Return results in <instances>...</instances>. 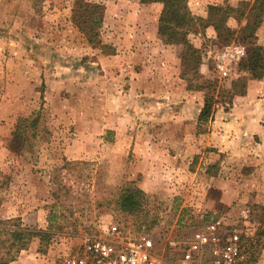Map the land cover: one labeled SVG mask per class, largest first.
Segmentation results:
<instances>
[{
	"label": "rangeland",
	"instance_id": "rangeland-1",
	"mask_svg": "<svg viewBox=\"0 0 264 264\" xmlns=\"http://www.w3.org/2000/svg\"><path fill=\"white\" fill-rule=\"evenodd\" d=\"M84 1L103 8L97 33L105 48L90 46L72 22L74 0H0V258H9L2 231L34 234L8 264H65L84 236L103 237L115 225L127 237L149 238L157 256L173 261L194 232L221 217L241 238L239 264H264V139L243 134L229 116L244 100L260 99L264 78L247 79L246 95L227 103L222 92L247 74L240 67L237 79L221 80L215 32L187 34L201 57L189 79L215 87L213 118L198 134L204 92L188 90L182 77L190 72L185 46L158 33L162 5ZM187 2L205 18L209 5L244 9L253 0ZM244 24L227 21L235 31ZM233 41L264 48V22ZM19 122L27 139L37 124L31 151L15 133ZM129 183L146 194V215L156 219L150 229L105 202Z\"/></svg>",
	"mask_w": 264,
	"mask_h": 264
},
{
	"label": "trees",
	"instance_id": "trees-1",
	"mask_svg": "<svg viewBox=\"0 0 264 264\" xmlns=\"http://www.w3.org/2000/svg\"><path fill=\"white\" fill-rule=\"evenodd\" d=\"M141 4H161L162 9L158 18V33L164 38L165 43L169 45L181 44L185 46L182 54V60L186 68H190V72H184V79L187 81V89L204 92V102L200 109L197 122L198 134L205 131L199 128L201 124L211 121L214 114L215 105V87L204 82V84H193L189 77L197 78L199 67L201 64L200 52L193 48L187 41L186 35L189 33H204L207 28H212L216 34L215 44L222 47L229 46L236 33H240L242 40H247L252 36L264 22V0H253L252 3L244 4V9L241 7L232 6H217L209 5L207 7V16L205 18L193 15L188 7L187 0H139ZM103 8L100 5L85 2L84 0H74L71 9V20L75 26L79 28L85 36L88 44L92 47L105 48L98 39L97 29L102 24ZM229 19H234L236 22L245 20L244 26L238 31L230 28L227 25ZM241 71L247 74V78H240L231 83L228 91L222 92L224 97L228 98L227 103H231L234 97H244L246 95V80L260 81L264 78V48L255 46L246 49L244 59L241 61ZM37 124H30L31 130L34 132L27 139L25 134V126L19 122L15 127V133L22 135L23 144L26 150L33 149L31 139L36 138ZM20 131V133H19ZM58 189L54 192L55 199L61 196V191ZM107 206L118 214L124 216H134L140 224L138 228L143 226L146 229L152 228L156 219L149 218L146 215V207L148 206L145 192L137 187L134 183H129L119 187L114 191H110L109 196L105 198ZM7 236L9 258H0V264H8L15 260L18 254L28 249L30 241L33 237V232L25 229H15L2 231ZM7 259V260H6Z\"/></svg>",
	"mask_w": 264,
	"mask_h": 264
},
{
	"label": "built area",
	"instance_id": "built-area-1",
	"mask_svg": "<svg viewBox=\"0 0 264 264\" xmlns=\"http://www.w3.org/2000/svg\"><path fill=\"white\" fill-rule=\"evenodd\" d=\"M245 54V47L236 43L216 50L212 61L219 78L237 79ZM225 227L223 218H211L173 262L157 256L149 238L127 237L111 225L103 237L84 236L79 251L65 264H239L244 260L241 238Z\"/></svg>",
	"mask_w": 264,
	"mask_h": 264
},
{
	"label": "water",
	"instance_id": "water-1",
	"mask_svg": "<svg viewBox=\"0 0 264 264\" xmlns=\"http://www.w3.org/2000/svg\"><path fill=\"white\" fill-rule=\"evenodd\" d=\"M229 116L239 119L244 133L248 136H255L258 140H263L264 90L261 93L260 99H247L237 104L231 110Z\"/></svg>",
	"mask_w": 264,
	"mask_h": 264
},
{
	"label": "crops",
	"instance_id": "crops-1",
	"mask_svg": "<svg viewBox=\"0 0 264 264\" xmlns=\"http://www.w3.org/2000/svg\"><path fill=\"white\" fill-rule=\"evenodd\" d=\"M212 31H213V29H212ZM240 126H241V124H240ZM240 130L243 132V134H246V133H244L242 126H241ZM252 138H255V136H253Z\"/></svg>",
	"mask_w": 264,
	"mask_h": 264
}]
</instances>
